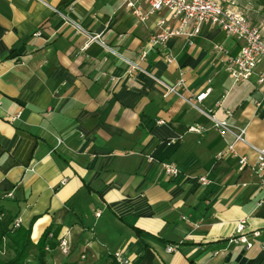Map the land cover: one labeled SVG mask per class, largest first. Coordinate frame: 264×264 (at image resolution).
I'll list each match as a JSON object with an SVG mask.
<instances>
[{"label": "crops", "instance_id": "0c3cea01", "mask_svg": "<svg viewBox=\"0 0 264 264\" xmlns=\"http://www.w3.org/2000/svg\"><path fill=\"white\" fill-rule=\"evenodd\" d=\"M63 17L117 56L85 47ZM167 18L163 11L140 22L124 0H0V207L31 227L34 244L48 233L49 264H110L116 252L130 264H264V176L253 171L250 148L264 145L256 83L264 62L234 83L213 47L233 57L241 43L208 22L192 39L151 48L158 19L173 24ZM251 23L264 37V19ZM124 60L140 70L128 75ZM180 78L183 98L209 90L196 106L245 129L247 143L228 153L233 137L157 82ZM162 163L178 175H165ZM241 222L250 249L233 242Z\"/></svg>", "mask_w": 264, "mask_h": 264}, {"label": "built area", "instance_id": "2783aa9c", "mask_svg": "<svg viewBox=\"0 0 264 264\" xmlns=\"http://www.w3.org/2000/svg\"><path fill=\"white\" fill-rule=\"evenodd\" d=\"M138 2L145 3L147 11L143 12L137 5ZM135 2L124 0L125 6L131 10L132 14L140 21L144 22L148 17L159 14L166 11L168 18L173 22L172 25L166 24L165 20L158 19L157 26L159 32L152 35L148 40V45L152 48L155 46L163 45L165 41L174 36H182L187 39H192L200 34L201 27L204 23H210L213 26L220 28L228 38H233L241 46L236 56H227V53L221 46L215 45L213 51L223 53L226 55L224 61V70L228 77L234 83L245 82L255 75L256 68L261 62H264V37L261 34L260 29L253 25L244 10H241L236 0H137ZM54 12H56L54 10ZM66 24L74 27L78 34L86 38L85 47L91 43L99 44L107 53L114 54L107 45L100 41L99 35H93L87 32L85 29L74 23L67 17H63ZM37 35V34H35ZM146 56V52H143L140 56V60H143ZM166 63L171 64L174 60L172 57L167 56ZM124 63L128 66L127 74H133L135 71H139L138 64L136 62L124 60ZM256 83L262 88L261 101L264 103V71L256 75ZM158 84L164 89L165 95H177L181 98L180 91L184 89V79L180 78L174 85H166L163 82L157 81ZM209 90L202 92L201 94L194 96L192 101L185 99L197 112L203 114L211 122L212 127L221 135L229 134L233 137V142L227 146L226 151L234 154V146L236 143H244L245 129H235L227 121L216 120L210 112H204L196 104H200L201 101L207 97ZM1 105V104H0ZM259 106V104H258ZM232 113L226 112L228 117ZM19 113L8 116V121L13 122L19 118ZM163 122H158L162 124ZM200 128L191 127L187 129V132L199 134ZM175 143V140L166 142L167 146H171ZM251 150L255 153L256 160L253 171L259 177L264 176V145L261 147L250 146ZM125 155V154H124ZM220 155H222L220 153ZM219 155V156H220ZM151 158L149 157L148 160ZM152 160V159H151ZM239 169L247 165V159L241 157L238 160ZM162 171L167 176H176L179 171L173 163H162ZM198 182L206 186L209 181L205 177H200ZM5 196H0L3 199ZM19 220L14 221L13 227H19ZM236 234L238 237L233 239V242L245 245L246 249L252 248V244L247 241L243 236L244 222L237 224ZM257 235V234H254ZM57 247L61 254L67 255L69 252L68 243L65 238L58 241ZM47 250V248L45 249ZM168 253L175 250L174 247L169 246ZM110 264H130L127 257H124L121 253L116 252L113 254L112 262Z\"/></svg>", "mask_w": 264, "mask_h": 264}, {"label": "trees", "instance_id": "16d2710c", "mask_svg": "<svg viewBox=\"0 0 264 264\" xmlns=\"http://www.w3.org/2000/svg\"><path fill=\"white\" fill-rule=\"evenodd\" d=\"M2 200V199H0ZM14 218L0 207V253L6 248V241L12 248L13 256L0 260V264H49L45 244L48 233L34 244L31 241V227H13Z\"/></svg>", "mask_w": 264, "mask_h": 264}, {"label": "rangeland", "instance_id": "374dc122", "mask_svg": "<svg viewBox=\"0 0 264 264\" xmlns=\"http://www.w3.org/2000/svg\"><path fill=\"white\" fill-rule=\"evenodd\" d=\"M238 7L248 14H252L251 22L264 19V0H236ZM13 256L12 248L6 241V248L0 253V260H7Z\"/></svg>", "mask_w": 264, "mask_h": 264}]
</instances>
